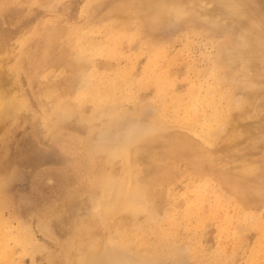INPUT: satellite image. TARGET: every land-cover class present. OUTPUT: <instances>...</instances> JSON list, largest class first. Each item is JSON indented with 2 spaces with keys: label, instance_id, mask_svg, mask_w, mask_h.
Returning a JSON list of instances; mask_svg holds the SVG:
<instances>
[{
  "label": "rangeland",
  "instance_id": "374dc122",
  "mask_svg": "<svg viewBox=\"0 0 264 264\" xmlns=\"http://www.w3.org/2000/svg\"><path fill=\"white\" fill-rule=\"evenodd\" d=\"M151 1L0 0V264H264V0Z\"/></svg>",
  "mask_w": 264,
  "mask_h": 264
},
{
  "label": "bare ground",
  "instance_id": "6f19581e",
  "mask_svg": "<svg viewBox=\"0 0 264 264\" xmlns=\"http://www.w3.org/2000/svg\"><path fill=\"white\" fill-rule=\"evenodd\" d=\"M153 3H154V1L152 0L150 4L153 5ZM168 5H169V3L164 0L162 2V4H161V6L163 7V8H161V10H164L166 8V6H168ZM258 42H260V38L256 41V43H258ZM259 44L260 43H258L257 44V47H255L250 52L252 54V55H250L251 57L253 55L255 56V54L258 51H260V48L258 47ZM1 82H2V79H1V74H0V84H1ZM156 84H158V85L161 86L160 81H158V82L156 81ZM1 86L2 85H0V88H1ZM160 86H159L160 91H164V89H161ZM98 89H99V87H98ZM1 91H2V93L0 92V119H1L2 116L6 115V113L8 112V110H7L8 106H13V107L16 108V105H17L16 101H14L13 98H12V102H9L8 103V99L5 98V94H4V92H3L2 89H1ZM217 113H218V115L216 116V119L217 120L225 121L226 118L228 116H230V112L227 113V110H219V111H217ZM212 131H213L212 129H208L207 132H204V133L205 134H209ZM159 133H161V132L155 128V129L152 130V132L151 131L147 132L146 135H149V137H153L154 138V137H158L159 136ZM186 138H187V136H186ZM141 139H143V138H140L139 140H141ZM171 143H172L171 145L173 146L172 149H171V152L173 151V154L174 155H176V156L184 155V152H185L184 151V146L180 145L179 142L177 143L176 140H172ZM189 143H191V140L189 141ZM134 145H136V144H134ZM189 145H191V144H189ZM138 147H142L143 148L145 146L138 145ZM193 147L194 148L190 147V150L191 151L188 150L186 153L188 154V152H194V153L197 152L196 153V156L197 157L198 156H201L202 157L203 156L202 155V151L199 150V146H196L195 147V144H193ZM135 148H137V147H135ZM203 148H206V147H203ZM119 149L120 150L117 151V152H120L121 164H127V165L126 166L125 165L123 166V171L121 172V176H120V178L118 180H116V185H117V191H116V196H115L116 197V202H117V205H122V206L123 205H125V206L130 205L131 206L130 208H132V209L135 210V209H137L136 203H137L138 198H137V193L133 194L132 191L134 190V188H136L137 190H139V185H136V186L133 185V179H132V174L133 173H132V168H131V165H132V160L131 159H132V157L131 156H132V151L133 152H136V149L133 150L129 144H125V145L121 146ZM204 153H205V151H204ZM244 172H247V170L246 171H243V173ZM230 176H233V175L230 174ZM233 177L236 178V179H238V180L243 178V177H240V176H237V175H235ZM243 183H246V182H243ZM246 186H249V185L248 184H245V186H243L242 188L245 191L246 190H250L249 188L246 189ZM105 188L106 187H102V194H103L102 195V198H103L102 200L107 203V210L110 212L111 211V207L109 205V199H110L109 196H110V194L108 192V188H106V189ZM100 203H102V202H100ZM100 203L98 205L99 207L101 206ZM107 213L108 212H106L105 214H107ZM90 226H91V224H90ZM95 232H97V231H95ZM87 234H88V232H87ZM19 235H20V237H22L21 236L22 235L21 233H19ZM140 236H141V233L138 236V241L143 242V240L140 239ZM6 237H8L7 236V233L5 232V229L3 228V226H2V224L0 222V256H3L4 254H7V252L9 251V248L7 247V244H6ZM72 264H95L94 255H93V253H91L87 257H83V256H80V255H77L73 259Z\"/></svg>",
  "mask_w": 264,
  "mask_h": 264
}]
</instances>
